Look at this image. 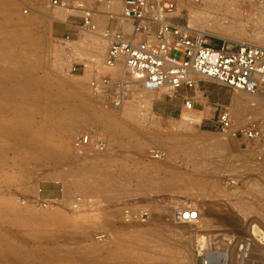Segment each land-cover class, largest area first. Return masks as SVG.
<instances>
[{
	"label": "rangeland",
	"instance_id": "obj_1",
	"mask_svg": "<svg viewBox=\"0 0 264 264\" xmlns=\"http://www.w3.org/2000/svg\"><path fill=\"white\" fill-rule=\"evenodd\" d=\"M29 1L24 14L18 0H0V264H201L208 253L216 264H264V114L248 104L236 116L234 93L215 82L196 87L188 111L179 96L138 92L122 78L131 99L106 109L88 82L103 69L102 34L119 27L120 0ZM173 1L172 20L214 46H264V0ZM89 9L95 30L82 26ZM223 107L262 138L223 133ZM89 128L106 139L100 157L71 148ZM39 196L59 203L44 207ZM186 207L197 220L176 223ZM143 210L145 221L132 216Z\"/></svg>",
	"mask_w": 264,
	"mask_h": 264
},
{
	"label": "built area",
	"instance_id": "obj_2",
	"mask_svg": "<svg viewBox=\"0 0 264 264\" xmlns=\"http://www.w3.org/2000/svg\"><path fill=\"white\" fill-rule=\"evenodd\" d=\"M18 1L24 14L33 9L29 0ZM48 2L53 7L66 4V0ZM121 3V16L129 29L107 28L103 32L106 43L103 69L95 68L88 82L92 96L104 108L119 107L128 102L133 94L121 78L111 76L110 70L119 66L136 75L147 90H164L170 97H182L188 109L195 104L194 99L182 96L179 90L193 89L199 80L213 81L232 91L240 90L264 97V46L246 40L226 39L214 46L205 35L193 32L168 16L175 8L173 0H121ZM81 18L82 26L95 29L89 11ZM68 40L69 37L64 42ZM81 65L82 68L72 66L71 71H84L83 62ZM217 124L221 131L232 127L233 121L227 108L219 109ZM96 130L85 129L71 137V148L77 155L91 156L105 149L106 139L104 135L95 133ZM233 135L247 141L262 138L255 125L235 127ZM152 156L158 157V154L152 152ZM80 198L78 194L73 196L74 209L82 202ZM35 201L44 207L59 203L40 196ZM132 216L143 222L148 217V211L135 212ZM196 217V210L186 207L177 213L176 220L190 222ZM205 258L203 264L219 261L214 253L206 254Z\"/></svg>",
	"mask_w": 264,
	"mask_h": 264
},
{
	"label": "bare ground",
	"instance_id": "obj_3",
	"mask_svg": "<svg viewBox=\"0 0 264 264\" xmlns=\"http://www.w3.org/2000/svg\"><path fill=\"white\" fill-rule=\"evenodd\" d=\"M195 2H200L201 0H194ZM211 1H215V0H211ZM232 1V0H231ZM110 5H112L111 4V2L109 3ZM210 4V3H209ZM119 6H121V10H122V3H121V0H120V3H119ZM53 7V6H52ZM60 7H62V6H60ZM209 7V6H208ZM9 9V8H8ZM200 9V8H199ZM17 10V9H16ZM91 10V11H90ZM121 10L119 9V12H120V15L118 14V19H119V23H120V25H119V27H121L123 30H128L129 29V25H128V23L127 22H125L124 21V19H123V17L121 16ZM4 11V10H3ZM9 11H11L10 9H9ZM8 12V11H7ZM89 12H90V15H91V17H92V15L95 17V12H96V9H89ZM175 8L172 10V12L168 15L170 18L172 17L173 18V14L175 15ZM199 12V11H198ZM201 13H202V11H200ZM10 13V12H9ZM12 14V13H11ZM85 15V14H84ZM178 15V12H176V16ZM114 16V15H113ZM47 17V19H49V20H54V18L55 17H53V16H51V15H47L46 16ZM234 22V21H233ZM27 23V22H26ZM188 27V26H187ZM189 28H191L190 26H189ZM95 30V29H94ZM193 32H196V33H198L199 35H205L206 33H204V32H202V31H194V29H191ZM260 34H261V32H260ZM263 37V36H262ZM101 38V37H100ZM103 38V37H102ZM261 38V37H260ZM103 40H104V38H103ZM259 40V39H258ZM105 41V40H104ZM263 44H264V42H263ZM262 44V45H263ZM92 58H94V60L92 59V61H96L97 63H100V61H99V53L98 52H96V53H94V57H92ZM104 59V58H103ZM85 68V67H84ZM110 72H112L113 73V77L114 78H122V80L123 81H125L126 83H128V85H130L131 87L130 88H132L133 90H136V91H138V92H148V93H153V92H158V91H161V92H164V90H147V89H145L142 85H141V83H140V81H138V79H137V76L136 75H134V74H130V73H128V72H126L121 66H119V67H116V68H114V69H111L110 70ZM196 87H198L197 86V84H196ZM196 89V88H195ZM232 91V90H231ZM19 92V91H18ZM233 93H234V96H233V98H232V109L234 108V110H235V113H236V116H237V114H241V113H243L244 111H246L247 109L249 110V108H248V104H251V106L249 105V107L251 108V107H253L254 109H252L253 111H254V113H255V111L257 112V113H259V112H261V113H263L264 114V97L263 96H260V95H257V94H250V93H247V92H244V91H240V90H236V91H232ZM145 93V94H146ZM167 93V92H166ZM15 95H17V94H15ZM19 95V94H18ZM150 95V94H149ZM22 96V95H21ZM151 97V96H150ZM19 98V97H18ZM20 99H21V97H20ZM21 101V100H20ZM13 102V101H12ZM122 106V105H121ZM121 106H119V107H114V108H120ZM184 107L186 108V106L184 105ZM226 108V107H225ZM79 109V108H78ZM106 109H109V108H106ZM112 109V108H111ZM228 109V108H227ZM187 110H188V108H187ZM191 110V108L188 110V111H190ZM229 110V109H228ZM248 110H247V112H248ZM81 111V110H80ZM230 111V110H229ZM252 111V112H253ZM78 114H80V113H83V112H77ZM234 113V111H233V113H231V111H230V114H231V118H232V121H233V125H232V127L230 128V130H228V131H222L223 133H232L233 132V130L235 129V127H236V125H235V120H234V118L232 117V114H235ZM245 114H246V112H245ZM83 115V114H82ZM243 116V115H242ZM245 116V115H244ZM247 116V115H246ZM264 116V115H263ZM186 117H191V116H186ZM241 118H243V117H241ZM186 120L185 121H187V122H189V123H194L195 122V119H193V118H185ZM238 119V118H237ZM240 119V118H239ZM237 122H240V121H238L237 120ZM237 124V123H236ZM244 128V127H243ZM260 139V138H259ZM259 139H256L255 141H257V140H259ZM107 150H108V145L106 144V147H105V149L103 150V151H100V152H98V153H96V154H94V155H91L90 157H100V156H102L103 154H105L106 152H107ZM75 152V151H74ZM108 194H109V192H108ZM113 195V194H112ZM109 196V195H108ZM107 196V197H108ZM114 196V195H113ZM112 196V197H113ZM116 196V195H115ZM178 213V212H177ZM177 213H176V218H177ZM196 214H197V212H196ZM197 218H198V214H197V217H196V219L195 220H197ZM195 220H192V221H190V222H194ZM178 221L176 220V223H177ZM190 222H178V223H190ZM180 227H182V226H186V225H184V224H180L179 225ZM198 228V227H197ZM203 228V227H202ZM206 228V227H205ZM7 246V245H6ZM12 249V248H11ZM224 258V257H223ZM225 259V258H224ZM206 260V259H205ZM203 262H204V259L201 261V264H203Z\"/></svg>",
	"mask_w": 264,
	"mask_h": 264
},
{
	"label": "crops",
	"instance_id": "obj_4",
	"mask_svg": "<svg viewBox=\"0 0 264 264\" xmlns=\"http://www.w3.org/2000/svg\"><path fill=\"white\" fill-rule=\"evenodd\" d=\"M113 23V22H112ZM112 23H108L107 26H110L112 27ZM118 28H121V27H118ZM122 29V28H121ZM202 81H208V80H199L198 83H197V86L201 89V82ZM210 82H213V81H210ZM196 88V87H195ZM195 88L193 89H186V88H182L179 90V92L181 93L182 96H188V97H192L194 99V102L196 103V101L198 102L197 98H196V91H195ZM204 92V91H203ZM168 95V94H167ZM169 96V95H168ZM170 97V96H169ZM181 101L183 102V99L182 97H180ZM182 109V108H181ZM181 113V110L179 111ZM179 113V114H180ZM207 116H205V118L203 119H206ZM202 119V120H203Z\"/></svg>",
	"mask_w": 264,
	"mask_h": 264
}]
</instances>
